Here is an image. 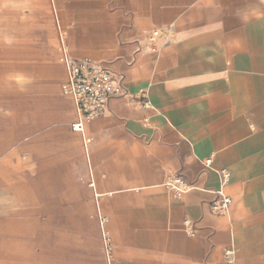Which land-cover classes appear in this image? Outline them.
I'll return each instance as SVG.
<instances>
[{
	"label": "crops",
	"instance_id": "obj_1",
	"mask_svg": "<svg viewBox=\"0 0 264 264\" xmlns=\"http://www.w3.org/2000/svg\"><path fill=\"white\" fill-rule=\"evenodd\" d=\"M53 4L73 58L123 75L84 127L109 264H229V251L264 264V0ZM174 172L191 183L180 196L165 185ZM218 190L232 198L222 214Z\"/></svg>",
	"mask_w": 264,
	"mask_h": 264
},
{
	"label": "rangeland",
	"instance_id": "obj_2",
	"mask_svg": "<svg viewBox=\"0 0 264 264\" xmlns=\"http://www.w3.org/2000/svg\"><path fill=\"white\" fill-rule=\"evenodd\" d=\"M53 0H0V264H109Z\"/></svg>",
	"mask_w": 264,
	"mask_h": 264
},
{
	"label": "built area",
	"instance_id": "obj_3",
	"mask_svg": "<svg viewBox=\"0 0 264 264\" xmlns=\"http://www.w3.org/2000/svg\"><path fill=\"white\" fill-rule=\"evenodd\" d=\"M170 26L157 27L153 29L150 39L154 45L162 38L172 36ZM62 92L70 97L79 119L74 123L75 130H84L85 123L107 111V103L110 97L124 93L123 75L116 72L101 62L90 58H68L67 75L62 84ZM91 139L88 137L87 142ZM221 181L224 185L228 182L230 173L227 169L221 170ZM165 185L175 196H180L189 190L191 183L182 173L168 174ZM216 197L211 202L213 212L225 213L232 201L231 196L222 190L216 191ZM185 224L190 225L186 219ZM227 261L232 262V252L227 253Z\"/></svg>",
	"mask_w": 264,
	"mask_h": 264
}]
</instances>
